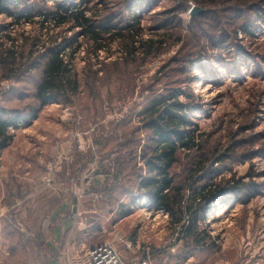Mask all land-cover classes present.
<instances>
[{"label":"rangeland","instance_id":"374dc122","mask_svg":"<svg viewBox=\"0 0 264 264\" xmlns=\"http://www.w3.org/2000/svg\"><path fill=\"white\" fill-rule=\"evenodd\" d=\"M59 2L80 0H6L13 15L0 13V49L15 46L25 61L30 48L33 63L66 41L73 47L65 52L75 50L63 58L78 81L77 91L67 92L70 102L46 103L25 137L1 152L39 157L17 161L20 167L11 159L0 169V264H66L96 243L110 244L125 264H264V0H89L97 4L94 19L122 35L96 51L76 27L41 26L40 14ZM194 6L203 12L190 15ZM136 20L135 45L162 40L147 53L125 48L127 27ZM44 61L18 79L5 78L0 62V105L32 103ZM177 90L199 95L200 108L190 117L211 134L202 142L208 160L193 187L234 176L260 191L229 190L213 201L197 227L207 241L199 247L182 236L188 217L175 222L138 186L141 176L155 175L145 164L155 143L141 121L145 109ZM35 138L46 143L32 146L28 140ZM176 157L168 175L184 185L183 206L197 153ZM28 164L31 181L21 191L14 177L22 182Z\"/></svg>","mask_w":264,"mask_h":264},{"label":"trees","instance_id":"16d2710c","mask_svg":"<svg viewBox=\"0 0 264 264\" xmlns=\"http://www.w3.org/2000/svg\"><path fill=\"white\" fill-rule=\"evenodd\" d=\"M236 1L242 2L243 0ZM96 5V3L90 5L89 0H80L78 5L62 2L56 3L52 11L40 14V24L43 26L45 23L52 21L54 27H76L79 29V36L86 39L88 43L91 42L90 46L92 50L102 49L105 42H108L115 36L122 35L110 33L113 27H109V21L104 23L94 19L95 15L93 14L97 11V9H94ZM181 8L184 9V6L182 5ZM0 13L13 15L6 0H0ZM31 16L26 17V21L29 23L33 22ZM15 20L17 22L19 17ZM193 20L195 23V18ZM196 24H199V21H196ZM140 31L141 28L137 20L127 27L126 38L129 41H127L125 48H127L129 53H133L138 49H142V51L144 49L147 53L148 49L151 50V47L155 43L162 42L161 39L157 41L153 39H139V44L135 45V37L140 35ZM222 42H224V39L221 40ZM34 44L31 43L32 46ZM13 47L0 49V62L6 67L5 78L17 77L18 79L20 74L23 75L31 69L39 67L42 59H45V61L41 66V75L30 95L32 103L25 104L21 108H8L0 105V150L6 148L12 138L10 129L17 128L21 123H30L37 116L40 109L48 102L54 100L63 103L70 102L67 92L74 94L78 88V81L71 69V64L63 58L64 56H68L67 60H69L72 57L75 49L71 53L65 52L66 48L72 49V44L63 41L60 47L53 50L48 49L33 63H30V56L33 54V50L29 48L27 59L21 61L18 59L22 58V52L16 51L17 49L15 48V50ZM4 54L9 57L7 61L5 58H1V55ZM28 63L30 64L28 65ZM16 71L17 73L12 76L11 73ZM62 98L65 101H62ZM200 100L199 95L193 94L191 90H177L170 93L168 97L161 96L156 98L154 106L152 105L145 109V115L141 121L144 120L145 128L151 131L155 139L154 146L150 149L151 155L145 161V164L148 166L149 171L155 172V175L150 177L141 176L138 183V186L144 190L149 203L166 210L171 217L176 219L175 222L180 223L184 217H188L182 236L185 238V241H189L194 247L205 245L207 242L205 240V232L197 231V227L199 222L205 220L206 211L212 206L213 201L229 190L233 191L237 189L243 192L245 196L260 192L254 182H244L241 177L235 178L234 176L219 180L210 178V181H207L198 189L193 187V184L199 181L196 178L198 173L205 170L208 160L202 142L204 139L211 137L210 133L199 129L190 117L194 111L200 108ZM156 104L158 105L155 107ZM244 143H248V139L236 141L231 149L228 150L232 152L231 150L235 149L236 146L245 145ZM180 151H195L197 153V162L187 179L189 181L188 186L190 189L192 188V193L189 199L186 200V205L183 206L182 204L185 203L183 195L184 185L174 182L168 175V169L176 162V156ZM209 174H212V172ZM158 175L162 176V179H156ZM250 175L253 176L252 174ZM122 212H127V209H122Z\"/></svg>","mask_w":264,"mask_h":264},{"label":"crops","instance_id":"0c3cea01","mask_svg":"<svg viewBox=\"0 0 264 264\" xmlns=\"http://www.w3.org/2000/svg\"><path fill=\"white\" fill-rule=\"evenodd\" d=\"M41 109H40V111H41ZM40 111L38 112L37 116L30 123L21 124L17 128H15V129L12 130V132H11L12 133L11 134L12 135V138H11L8 146H10L11 143L16 142L18 140L21 141V138L22 137H25V134H27V132L30 131V129L33 128L34 125L36 124V122L39 120L38 117H39ZM26 137H27V135H26ZM41 138H44V137L42 136ZM30 140L36 141V142H31ZM30 140H28V141L31 143L32 146H37L39 143H42L43 144L45 142L44 141L45 139L44 140L41 139V140H43V142H42V141H39V138L30 139ZM36 143H38V144H36ZM25 144H28V142L26 141ZM2 150H0V169H1V171H3V170H5V169L8 168V163L11 162V159L15 162V165L14 166L20 167L21 165H19V163L17 161H20V160L26 159V158H28L29 161H33V160L36 161L37 158L39 157L37 154L34 155V158L32 157V155L24 156V155H18V154L8 155V156H12V157H8V156L1 155ZM5 158H10V159H8V160L6 159L5 160ZM28 166H30V165L28 164ZM31 171H32L31 166H30V168L29 167H26L24 170H22V173H21L22 174L21 175L22 176L21 177L22 178L21 180H23L22 182L21 181L18 182V180H19L18 176L17 177L16 176L14 177V178H16V182H17V183H15V185H16V187H18V189L20 188L21 191H22L21 187H28V181L27 180H29V178H30V181H31V177H30L31 176L30 175V172ZM3 177H4L3 178V181H5L3 183H6L7 181L9 182V179L10 178L9 177H6V174H4ZM10 194H13V193H10Z\"/></svg>","mask_w":264,"mask_h":264},{"label":"built area","instance_id":"2783aa9c","mask_svg":"<svg viewBox=\"0 0 264 264\" xmlns=\"http://www.w3.org/2000/svg\"><path fill=\"white\" fill-rule=\"evenodd\" d=\"M22 124V123H21ZM66 264H125L108 243H96L75 254Z\"/></svg>","mask_w":264,"mask_h":264},{"label":"water","instance_id":"95a60500","mask_svg":"<svg viewBox=\"0 0 264 264\" xmlns=\"http://www.w3.org/2000/svg\"><path fill=\"white\" fill-rule=\"evenodd\" d=\"M203 12V9L200 8V7H197V6H194L191 8V10L189 11V14L190 15H194V14H197V13H202Z\"/></svg>","mask_w":264,"mask_h":264}]
</instances>
